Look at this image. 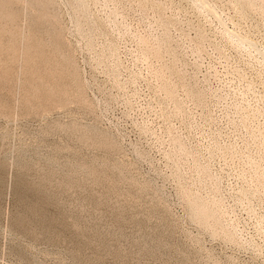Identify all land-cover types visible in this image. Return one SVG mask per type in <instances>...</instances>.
Listing matches in <instances>:
<instances>
[{"label": "rangeland", "instance_id": "1", "mask_svg": "<svg viewBox=\"0 0 264 264\" xmlns=\"http://www.w3.org/2000/svg\"><path fill=\"white\" fill-rule=\"evenodd\" d=\"M0 264H264V0H0Z\"/></svg>", "mask_w": 264, "mask_h": 264}]
</instances>
